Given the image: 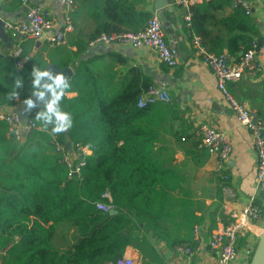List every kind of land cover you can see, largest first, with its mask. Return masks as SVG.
Masks as SVG:
<instances>
[{"label": "trees", "instance_id": "obj_1", "mask_svg": "<svg viewBox=\"0 0 264 264\" xmlns=\"http://www.w3.org/2000/svg\"><path fill=\"white\" fill-rule=\"evenodd\" d=\"M141 1L107 0L88 45L76 35L72 44L77 49L66 54L50 50V61L43 51H33L34 39L20 42V56L13 54L16 42L7 48L1 39L0 108L14 105L15 97L23 101L32 95L31 72L54 61L53 52L67 55L57 64H72L74 73L61 100L73 116L68 133L43 129L35 119L40 108L30 116L39 127L22 142L7 135L8 124L0 119V264H117L129 245L142 255L141 264H161L158 254L149 253L143 232L148 229L170 247L195 244L193 230L202 216L196 213V201L186 186L188 176L158 154L165 102L139 107V98L153 83L136 68L116 80V71L98 65L95 56H85L90 42L102 32L143 29L153 14L138 7ZM227 9L231 10L224 13ZM190 13L193 35L200 36L210 52L238 59L255 38H263L253 12L232 7L230 0H204L191 5ZM16 79L22 80L19 88ZM14 89L18 95L9 98ZM53 139L91 149L80 178L67 177ZM104 192L109 197H103ZM98 202L111 204L116 212L99 209ZM64 222L71 225L70 231L66 229L67 241L55 246Z\"/></svg>", "mask_w": 264, "mask_h": 264}, {"label": "crops", "instance_id": "obj_2", "mask_svg": "<svg viewBox=\"0 0 264 264\" xmlns=\"http://www.w3.org/2000/svg\"><path fill=\"white\" fill-rule=\"evenodd\" d=\"M107 0H76L74 30L66 34V42L60 47L48 43L46 37L62 26V7L60 0H0L2 12L11 13L7 19L22 20L26 14V6L38 5L50 13L55 25L48 30L39 44L34 45V52L43 51L50 61L48 52L53 49L68 53L77 46L72 40L78 35V41L88 45V41L97 31L103 19L104 6ZM253 14L259 24L264 43V0H250ZM139 8L157 14L162 22L168 42L176 47L178 63L171 67L163 63L155 49L150 47L132 48L125 45H96L91 47L85 56H95L96 63L116 71V80L136 68L144 79L155 85H164L171 93V100L163 103V127L158 143V154L167 158L179 167L187 176L186 186L192 191L197 204L196 213L202 216L197 224L201 239L192 246V255L182 252L178 246L170 247L153 231L145 232L149 240L150 255L158 254L165 261H179L189 264H219L218 253L212 250L209 240L216 229L218 219H226L229 213L223 207L224 193L221 189V173L216 170L217 156L198 146L194 136L201 123L212 125L224 131L233 145L228 159L227 170L230 173V184L238 191V200L233 206H242L251 195H255L257 203L264 206V183L256 180L257 157L250 130L241 124L218 88L217 79L211 68L205 63L193 43V33L186 18V10L174 0H143ZM227 9L224 13H228ZM1 13V12H0ZM3 40V39H2ZM202 40V39H201ZM4 41V40H3ZM38 41V40H36ZM5 42V41H4ZM12 45L14 42L11 39ZM6 43V42H5ZM29 44V43H28ZM27 44V45H28ZM7 45V43H6ZM1 47V38H0ZM8 47L7 48H11ZM111 53L117 54L113 56ZM58 63L67 55H50ZM124 59L123 61L119 59ZM229 61L236 59L228 56ZM264 60V51L262 53ZM51 63V62H50ZM68 66H72L69 64ZM74 70V68H73ZM230 92L248 107L254 109L264 118V71L255 77H243L228 84ZM75 93H68L74 95ZM9 106L0 108L6 110ZM42 108V107H41ZM185 137V139H182ZM262 224H250L241 234L237 259L232 264H245V258L263 231ZM194 240V239H193ZM124 257L132 258L141 264L142 255L133 246H127Z\"/></svg>", "mask_w": 264, "mask_h": 264}, {"label": "built area", "instance_id": "obj_3", "mask_svg": "<svg viewBox=\"0 0 264 264\" xmlns=\"http://www.w3.org/2000/svg\"><path fill=\"white\" fill-rule=\"evenodd\" d=\"M22 1L26 2L27 0ZM174 1L186 10V18L189 21L190 6L204 0ZM230 1L232 7H241L246 13L253 12L254 4L250 0ZM75 4L76 0H60L63 18L62 26L59 30L46 37L49 44L62 45L66 42V34L74 28L71 12ZM54 25L55 21L50 13L43 10L41 6L32 5L26 10L24 19H6L3 28L9 38L16 41L13 54L20 56L22 51L21 41L28 38L39 40ZM193 43L205 63L213 71L217 79L218 88L234 110L239 122L250 130L257 157L256 180L260 184L264 183V118L257 111L234 97L228 87L229 83L236 82L246 76L255 77L264 71V60L262 59L264 43L255 38L240 57L233 61L228 60L229 55L225 52L214 53L208 51L198 35L193 36ZM96 45H125L132 48L150 47L157 51L159 59L166 65L173 67L178 63L177 49L168 42L161 19L157 14H153L144 28L139 31L102 32L90 42L91 47ZM21 64L22 58L18 60V65ZM171 98V93L166 86L152 84L141 95L137 105L145 107L157 101L168 102ZM21 102L19 97H15L14 105L9 106L10 108L6 110L0 109V119H3L8 124L7 135L19 142L24 141L31 129L39 127L30 118H28L26 123L21 122L20 117L14 111V108ZM194 136L200 148L206 149L209 153L217 156L216 170L221 173V189L224 193L223 207L229 213L226 219H218L217 227L211 234L209 245L212 250L217 251L219 264H232L238 256V241L241 234L250 224H257L261 221L264 223V206L257 203L255 195L249 196L242 206H233V204L237 203L239 196L238 191L230 184V173L227 170L228 159L233 151L232 142L227 134L203 122L195 130ZM182 139H185V137ZM53 140L56 145V151L60 154L61 161L67 167V177L80 178L82 169L87 163L88 148L74 142H72L71 146H68L67 143L64 144L55 139ZM103 197H109V193L104 192ZM97 207L104 211H110L113 208L111 204L105 202H98ZM193 239L195 242H199L201 239L198 225L194 226ZM256 245L257 242L248 251V254L254 251ZM178 249L190 255L194 252V248L187 244L179 245ZM117 264L136 263L132 258L123 257L117 261ZM161 264L189 263L165 261ZM245 264H248L246 258Z\"/></svg>", "mask_w": 264, "mask_h": 264}, {"label": "clouds", "instance_id": "obj_4", "mask_svg": "<svg viewBox=\"0 0 264 264\" xmlns=\"http://www.w3.org/2000/svg\"><path fill=\"white\" fill-rule=\"evenodd\" d=\"M31 76L33 78L32 96L44 101L43 107L36 112L35 119L40 121V126L50 134L65 133L73 125L72 113L61 105L65 90L70 87L67 78L62 73L53 74L47 67H34ZM21 86L22 80L16 79L15 88ZM46 93L50 98L45 100ZM17 95L14 89L9 93V98ZM23 103L27 108H32L36 102L29 96L24 99ZM88 151L90 154L91 149L89 148Z\"/></svg>", "mask_w": 264, "mask_h": 264}, {"label": "water", "instance_id": "obj_5", "mask_svg": "<svg viewBox=\"0 0 264 264\" xmlns=\"http://www.w3.org/2000/svg\"><path fill=\"white\" fill-rule=\"evenodd\" d=\"M26 9L29 8V6L25 7ZM0 38L3 39L6 43L8 47H11L12 42L11 39L9 38V36L5 33L3 25H4V21L11 17L12 14L11 13H4L2 12V8L0 7ZM37 44H39V40L36 41ZM50 71L53 72V74H57V73H62L67 80H69L73 73L74 70L71 66H66V67H60L58 64L56 63H49L46 66ZM47 79V78H45ZM31 98L36 102L35 105L32 108H27V106L23 103V101L14 108V111L18 114V116L20 117V120L22 123H26V121L28 120V118H30V116L39 108L43 107V103L44 101L42 100H37V98L35 96L30 95ZM50 98L49 94L46 93V97L45 100ZM66 133H68V130L66 131ZM72 141L68 140L67 141V145L71 146ZM110 212L114 213L116 212L115 208H112L110 210ZM248 264H264V229L262 231V233L260 234L259 240L257 242V245L253 251L251 260Z\"/></svg>", "mask_w": 264, "mask_h": 264}, {"label": "rangeland", "instance_id": "obj_6", "mask_svg": "<svg viewBox=\"0 0 264 264\" xmlns=\"http://www.w3.org/2000/svg\"><path fill=\"white\" fill-rule=\"evenodd\" d=\"M262 223H263V221L258 222L257 224H262ZM70 227H71V225L68 222H64V223H61L60 224V229L57 231V234H56V236L54 238V244H55V246H59L58 245V242L61 245H64L66 243L67 236H68V233H67L66 229H69V231H70V229H71ZM72 228H73V231H75V228L73 226H72ZM263 229H264V226H263ZM71 234L73 235V232L72 233L70 232V236H71ZM64 235H66V236H64ZM257 242H258V240H257ZM238 250H239V248H238Z\"/></svg>", "mask_w": 264, "mask_h": 264}]
</instances>
